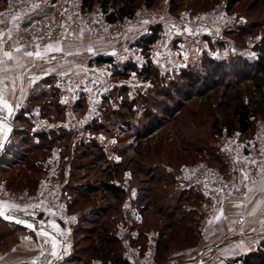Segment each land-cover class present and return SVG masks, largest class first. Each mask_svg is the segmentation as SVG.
<instances>
[{
	"label": "rangeland",
	"instance_id": "obj_1",
	"mask_svg": "<svg viewBox=\"0 0 264 264\" xmlns=\"http://www.w3.org/2000/svg\"><path fill=\"white\" fill-rule=\"evenodd\" d=\"M28 3L0 0V64L14 50L27 66L8 79L0 69V97L16 104L8 112L0 103L14 125L0 164V210L55 224L67 250L44 230L0 221V264H54L60 257L57 264H111L116 255L134 264H229L255 251L264 240V158L257 155L264 157V143L248 140L264 138V113L248 132L227 135L229 110L217 107L222 90L196 94L204 88L203 67L221 68L218 81L235 83L263 55L264 0H65L86 23V30L75 25L87 35L69 39L76 44L103 30L97 41L117 46L127 26L141 28L129 37L140 56L125 54L118 64L111 56L94 58L69 108L59 86L67 79L48 78L46 92L35 79L47 60L36 67L25 53L31 43L62 40V22L55 15L24 20L35 9ZM106 13L118 16L111 22ZM18 19L24 31L14 35ZM148 65L155 80L139 76ZM39 120L55 129H38ZM130 161L154 169L160 180L149 188L146 173L135 175ZM121 164L115 180L126 195L114 207L100 175Z\"/></svg>",
	"mask_w": 264,
	"mask_h": 264
},
{
	"label": "crops",
	"instance_id": "obj_2",
	"mask_svg": "<svg viewBox=\"0 0 264 264\" xmlns=\"http://www.w3.org/2000/svg\"><path fill=\"white\" fill-rule=\"evenodd\" d=\"M28 4H31L32 6H34V10H32L30 8V10L27 13L26 18L25 19H31L33 18L34 15H37L40 18H44L46 16H53L58 20V23L62 22V34H61V38L62 40H57V41H53V42H49L46 44H42L40 46H38V44H34L31 43V45L29 47H27L25 53L27 55V53L31 52L33 53L32 56H29V61L27 64H32L29 62H33L34 66L37 67V65H39L38 63H40L43 60H47L46 63L48 64L47 66H44V71L40 68H38L39 74L36 77V81H40L41 82V86L44 87L45 91L48 92V88L50 86L49 84V80L48 78L52 77V78H63V79H67L66 81L62 80L63 85L61 84V82H59V86L66 88V90H62L60 92V100L64 103L67 104V107L69 108L72 104L74 105V103L78 100L79 96H75V86L79 85L80 82L84 81L86 79V75H87V71L91 70V64L90 63H94L93 59L96 57H108L111 56L113 57V61L118 63L124 62V60L128 59V57H122L125 54H129L131 52L136 53L137 55V51L136 50H140L139 47L135 46L133 42V40L130 42L131 38H135L136 34L139 33V30L141 28H133L132 26H127V31L124 34V37L122 38V40L120 41V43L118 42L117 46H109L107 47L106 45L103 47V40H99V38H104L105 37V31L101 30L100 32L97 33V37H91L88 41L82 43H74L73 39H71V37H76L78 35V33L83 34L82 32H78L75 28V25H82L81 27L84 28V30H86L85 28V22L83 17H80V19H77L73 17V15L77 14L75 13V11L73 9H69L68 6L65 5V0H47L44 2H41L40 0L37 1H31L28 0ZM49 13V14H48ZM37 17V18H38ZM28 19V20H29ZM36 19V18H35ZM45 19V18H44ZM83 24H82V22ZM22 21L21 19H18L15 23H17V29H14L13 33L14 35H16L17 33L19 34V32H23L24 30H21L20 28V24L19 22ZM203 32L201 33H206V29H202ZM116 34V33H115ZM134 34L131 36V38L129 39L130 35ZM84 35V34H83ZM85 37H87V35H84ZM91 36V35H89ZM66 40V41H65ZM127 40V41H125ZM129 40V41H128ZM207 43V42H206ZM206 43H201V46L203 47L204 50H207L205 48ZM120 45V46H119ZM38 46V47H37ZM36 48V49H35ZM18 50V49H15ZM39 52L40 55L37 56L36 53ZM63 52V54L65 55L63 58L62 57H58L57 53ZM202 52V50H199V53ZM10 53V57L5 55L4 61L2 62V65L0 64V69H3L5 72L8 71V74L6 75V79H8V77L10 75L13 74V70H22L25 69L27 66L24 63V61H22L21 59V53L17 52V51H10L8 52ZM218 54H220L219 52H217ZM54 59H49L50 56H54ZM138 57L140 55H137ZM49 59V60H48ZM16 86H21V83H23V81L19 78H16ZM43 81V83H42ZM44 81H46L44 83ZM51 83V82H50ZM58 83H55V85H57ZM19 91V90H18ZM17 91V93H18ZM72 92V93H71ZM73 94V95H71ZM74 98H73V97ZM8 109L13 110L14 107H16V104H12L9 105L7 103ZM10 110H8L9 112ZM3 115V114H2ZM4 116V115H3ZM6 116V115H5ZM4 116V117H5ZM5 118H8V116H6ZM36 126L38 129L41 128H46V129H55V125L50 123V121H36ZM14 136V135H13ZM12 140V139H11ZM250 144H255L258 143V147L264 143V138L261 139L260 137L256 136V138H251L250 140H248ZM260 158H264L262 156V154H257Z\"/></svg>",
	"mask_w": 264,
	"mask_h": 264
},
{
	"label": "trees",
	"instance_id": "obj_3",
	"mask_svg": "<svg viewBox=\"0 0 264 264\" xmlns=\"http://www.w3.org/2000/svg\"><path fill=\"white\" fill-rule=\"evenodd\" d=\"M122 15H124V13H122L121 16ZM106 16L108 20L114 22L116 20L114 16H118V14L106 13ZM95 60L98 62H108L109 60H111V58L97 57L95 58ZM204 61L201 63L202 65L204 64ZM248 66L251 68L250 71L245 72L243 69L242 73H240V75H238V77L236 78L237 81L235 83H230V82L224 83L225 81L222 82L218 81L219 77L217 79V76H220V74L223 72L221 68L217 72H215L216 68H214L212 72L211 70L209 71L205 67H203L205 72L202 78H200V84L204 86V88L202 89V91H198L196 95L197 97L198 96L203 97L210 90L215 91V93H218L219 90H222L220 96V99H222V101H219L217 107L218 109H220V111L226 108L229 110L227 112V116L225 117V119L223 118L225 122L224 124L225 132L227 135H230L235 131H238L240 133L248 132L250 129H252L253 119L257 115H261L264 113V51H263V55L260 56L257 63L248 64ZM144 69L145 70L143 73H139L140 77H143L146 80L156 79L155 77L152 76L153 72L155 73L156 71L154 67H150V65H148L144 67ZM140 71L141 70H139V72ZM126 74H129V72H126ZM182 75H185L187 80L191 78L190 80L193 84L194 83L195 85L199 84V81L194 79L196 77L192 78L189 74H187V71L184 70ZM230 90H232L233 93H229ZM196 102H197L196 105L198 106H205L207 104V103H202L201 101H196ZM187 114L191 116L195 115L191 112H188ZM220 120L221 118L220 119L217 118L213 121V126L215 128L219 125ZM169 129L170 127H168V130ZM217 131L221 132L222 131L221 127H219ZM137 138L142 139L139 136H137ZM146 147L147 146L145 145V149ZM131 161L129 163L131 164L130 166H132L133 171H135L134 173L135 175L137 172L139 174L146 173L145 176L147 175V173H150V176L148 178L147 176L146 177L144 176L143 178L146 179V183H148L149 188H151L150 183L152 180L154 179L160 180L161 176L156 177L157 174L153 176L151 175L154 173V169L152 168L146 169L142 165H139L137 162L135 163L134 161V163L133 162L131 163ZM0 164H1V159H0ZM120 166H122V164L116 165L113 171H107V170L102 171L100 175L101 178L100 182H102L101 185L107 191L108 193L107 197L108 199L112 200V205L114 207H117V205H119L125 199V195H126L125 190L122 188L121 185L119 184L117 185V180H115L117 179L115 170H117ZM139 189L141 192H143L141 187H139ZM110 208L112 207L110 206ZM0 221H4V220L0 219ZM7 223L14 224L10 222ZM17 226L25 228L20 225ZM111 264H134V263L130 262L128 259H125L120 255H116L112 259ZM229 264H264V240L261 242V244L258 246V248L255 251L245 256L237 257Z\"/></svg>",
	"mask_w": 264,
	"mask_h": 264
},
{
	"label": "water",
	"instance_id": "obj_4",
	"mask_svg": "<svg viewBox=\"0 0 264 264\" xmlns=\"http://www.w3.org/2000/svg\"><path fill=\"white\" fill-rule=\"evenodd\" d=\"M6 118L0 114V121L1 120H5ZM14 135V125L11 124V128L8 132V134L3 138V141H2V144L0 145V159L4 153V151H6L9 147V144H10V141L12 139ZM2 211V210H0ZM3 213H5L4 216H0V219L1 220H4V221H7V222H10V223H14V224H17V225H20V226H23L27 229H32V230H44L46 233H49L51 235H53L55 238H57L58 240L61 241V244H62V251L64 252V245L67 243L65 239H63L60 234L54 229V228H50L49 226H43L42 224H40L39 222H36L34 220H31V219H27V218H24V217H21V216H17V215H12V214H9L8 212L6 211H2ZM7 217V218H6ZM19 220L21 221L20 223H17L16 221ZM31 224L32 227H28V225ZM63 256V255H62ZM63 257H60L58 258L54 264H57Z\"/></svg>",
	"mask_w": 264,
	"mask_h": 264
},
{
	"label": "snow or ice",
	"instance_id": "obj_5",
	"mask_svg": "<svg viewBox=\"0 0 264 264\" xmlns=\"http://www.w3.org/2000/svg\"><path fill=\"white\" fill-rule=\"evenodd\" d=\"M5 55H7V56H9V57H10V55H11V54H10V53H5ZM27 55H29V56H32V55H33V53L29 52V53H27ZM36 55H37V56H39V55H40V53H39V52H37V53H36ZM0 103H3L4 107H8V105H7V102H6V101H4L2 97H0ZM4 215H5V213H3L2 211H0V216H4ZM6 218H7V217H6ZM16 222H17V223H20L21 221L17 220ZM52 226H53L54 228L56 227V225H55V224H53ZM28 227H30V228H31V227H32V225H31V224H29V225H28ZM45 235H46V233H45Z\"/></svg>",
	"mask_w": 264,
	"mask_h": 264
},
{
	"label": "bare ground",
	"instance_id": "obj_6",
	"mask_svg": "<svg viewBox=\"0 0 264 264\" xmlns=\"http://www.w3.org/2000/svg\"><path fill=\"white\" fill-rule=\"evenodd\" d=\"M8 120H3L2 121V125H3V127H4V129H5V132H6V135L8 134V132H9V130H10V124H9V122H7ZM3 122H5V123H3ZM2 141H3V139H2ZM2 141L0 142V145L2 144ZM36 222H38V221H36ZM40 224H42L43 226H46L45 224H43V223H40ZM56 239V241H58V243L60 244V247L62 246V244H61V241L60 240H58L57 238H55ZM64 239V238H63ZM64 250L66 251L67 250V244H65L64 246Z\"/></svg>",
	"mask_w": 264,
	"mask_h": 264
}]
</instances>
